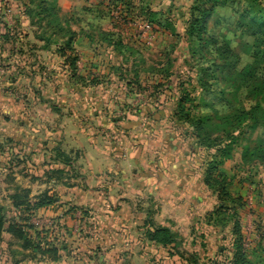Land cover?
Returning <instances> with one entry per match:
<instances>
[{
    "label": "rangeland",
    "instance_id": "obj_1",
    "mask_svg": "<svg viewBox=\"0 0 264 264\" xmlns=\"http://www.w3.org/2000/svg\"><path fill=\"white\" fill-rule=\"evenodd\" d=\"M205 1L213 8L206 18L202 38L213 37L219 42L218 46L229 42L230 48L239 57L234 70L253 65L251 38L246 32L249 29L236 25L237 22L246 24L241 18L246 5L244 0ZM26 2L0 0V205L6 218L13 217L20 221L28 217V222L20 223L25 224L24 230L31 241L41 242V247L43 244L60 249L64 247L65 251L61 249L58 252L60 258H68V253L74 252L82 260V255L95 257L93 253L96 251L98 256L95 257V262L99 259L103 262L105 248L98 250L95 245L88 247L89 236H83L82 240L76 235L65 238L59 232L60 227L54 229L51 226L54 221L58 224V219L67 214L72 221L76 218V229L92 227L83 224L84 217L92 220L87 200L92 201L95 192L99 191L106 203L111 184L116 185L122 179L119 175L111 177L104 173L102 185L87 184L86 180L89 181L94 176L88 170V163L94 155L88 154L86 148L80 149L74 141L77 134L81 133L97 142L95 146L99 154L96 157L112 154L118 162L123 148H128L129 152L135 148L134 152L140 153V160L137 166L130 167L129 170L134 168L144 173L148 170L149 160L156 157L154 153L158 143L152 140L151 134L154 128L163 130L164 122L158 121L163 120L167 111L157 109V112L146 105L147 96L155 93V85L163 84V88L168 87L167 92L175 97L182 90L190 93L194 101L188 105L200 104L194 111L196 115L203 116L208 112L204 108L205 103L222 114L228 111L229 104L243 99L250 106L257 104L259 108L254 115L264 119V115L260 114L261 110L264 111V83L262 80L257 82L255 92H252V88L243 92L239 89L235 93L238 94L236 98H233L232 93L226 92L225 98L219 99L194 88L197 78L203 75L201 69L210 68L209 70L215 71L221 67L220 62L212 65V58L216 56L215 45L198 50L197 41L194 42V37L186 33L190 16L196 14L193 10L197 5L196 0H47V10L52 3L55 5L56 19L49 16L47 20L51 22V26L60 29L55 30L57 36H53V30L38 28L42 22L40 18L44 15L37 16L35 7H27ZM258 3L261 8L264 7V0ZM255 14L257 15L256 12ZM262 26L264 24L259 25ZM45 30L47 31L44 32ZM68 32L74 34V39L71 43L73 50L67 51L66 56L76 57L75 71L64 62V57H60L56 49L57 46H65L69 38ZM100 32L106 33V39H103ZM39 37L43 41H39ZM53 40L59 41L55 46L45 47L46 42ZM227 69L228 67L218 69L221 72L216 70L217 77L224 79L229 73ZM74 72L79 79H72L71 74ZM159 72L163 75L170 74V77L164 79ZM122 104L129 106V109L123 112ZM169 106L170 103L166 104L167 109ZM138 111L141 112L137 114ZM260 123L249 120L240 127L236 133L240 138L232 145V157L221 167L228 176H235L234 182L228 186L229 191L245 201L237 213L241 224L242 245L250 264H264V170L259 163L237 164L241 161L245 148L255 145L258 147L263 142ZM206 131L211 138L216 136L210 126H207ZM55 145H59L67 153L72 152L69 173H78V178L65 177L67 179L63 178L60 182L45 180V171L62 168L55 164L48 151L49 147ZM176 145L181 148L182 153L188 154V148L179 144V141ZM261 149L263 152L264 147ZM41 154L45 155L43 164ZM188 157L195 160V166L201 164L202 160L198 156ZM45 165L48 168L42 172ZM130 171H126L129 179ZM26 190L29 191L28 199L31 203L36 202L41 195L51 198V202L35 211L29 210L27 216L23 207L11 206L12 197L23 196ZM114 194H117V190H114ZM210 195L216 203V196ZM157 198L161 200L160 196ZM103 202L99 212L106 208ZM147 204L149 207L151 205L153 212H157L155 222L175 231L181 248L189 250L193 238L202 234L209 244L208 248L215 239L219 243L224 234L230 239L234 238L230 235V230L206 226L203 218L199 217L189 220L190 223L188 220L172 222L164 217L160 220V205H157L156 200L151 199V203ZM48 207H51L52 212L49 215L46 213ZM77 212L81 214V220L80 217L77 220L75 215L72 216ZM98 215V224L105 226L106 215L102 212ZM141 224L144 226V222L141 221ZM28 225L31 228H27ZM73 225L74 221L67 227L73 228ZM182 227L185 229L182 230ZM192 230L195 235L191 234ZM8 242H11V238L4 235V242L0 244V264L50 262L39 256L34 260L24 258V254L29 253L18 246L9 248ZM230 243L227 240L222 244L228 247ZM91 246H95L94 251H89L93 250ZM151 246L146 251L148 264H165L167 260L163 263L160 261L165 258L164 251H157Z\"/></svg>",
    "mask_w": 264,
    "mask_h": 264
},
{
    "label": "trees",
    "instance_id": "obj_2",
    "mask_svg": "<svg viewBox=\"0 0 264 264\" xmlns=\"http://www.w3.org/2000/svg\"><path fill=\"white\" fill-rule=\"evenodd\" d=\"M25 1V0H24ZM26 6L32 5L35 7V12L37 16H42L40 21L44 24L39 23L38 28L40 30L49 29L53 30V36H57L55 30L58 28L56 26H51V22L47 20L49 16L56 19L55 5L52 3L51 8L47 10L48 6L47 0H26ZM197 5L193 10L196 14L190 16V20L186 26V33L190 37H194V42L197 41L198 50L202 48H210V46H216L214 51L216 56L213 57L215 65L216 62H220L221 67L218 69H224L228 67L229 73L224 79H219L215 71L209 70L210 68L201 69L203 75L199 76L196 81L194 88L204 91L207 94L225 98L226 92H230L233 98H236L238 94H235L239 89L241 92L247 91L252 88V92H255V85L257 82L262 80L264 83V27H259V25L264 24V7L261 8L258 0H244L246 3L243 8L242 19L246 21L244 23L237 22L236 25L240 28L247 27V35L251 38L250 51L251 58L254 62L253 65H247L241 70H234L238 55L230 48L229 42H224L218 46L219 42L213 37L207 39L202 38L204 34V26L206 18L212 11L213 6H208L209 2L205 0H196ZM227 1V0H224ZM238 0H233V2ZM220 2V0H219ZM243 3V4H244ZM215 6V5H214ZM27 7L25 11L27 10ZM261 9V10H259ZM34 12V8L32 10ZM261 13L259 14V12ZM257 13V15L255 14ZM259 15V16H258ZM256 27V28H255ZM57 30L60 31L58 28ZM56 30V31H57ZM45 30L44 32H46ZM103 39H106V33L100 32ZM69 38L65 42V46H57V53L60 57H64V62L67 63L73 71H75V58H70L66 56L67 51H72L71 43L74 39V34L68 32ZM73 34V35H72ZM5 36V35H4ZM59 38V37H58ZM39 41H43V38H38ZM54 41V42H53ZM52 42H46L45 47L50 45H56L59 40H53ZM196 52V51H195ZM194 52V53H195ZM209 52V51H208ZM199 54V52L197 51ZM218 70V71H222ZM161 77L168 79L170 74H162ZM72 79L78 78L79 76L74 73L71 74ZM229 78V80H228ZM107 87L108 88V83ZM163 84H157L154 86V94H150L146 98V105L148 108L158 112H164L166 114L164 119L165 129L169 130L172 134L176 136L177 141L184 145L188 150V155L198 156L202 161L201 164L196 167V169L201 170V185L209 193L216 196V203L213 209L206 213L203 217L204 225L209 227H215L219 229L230 230V235L234 238H228L227 234H224L222 238L219 239V243H225L229 240L231 242L230 246L220 245L218 242L214 244L216 251L213 254H207L208 243L204 239V234L202 236H195L190 244V251L181 248L180 242L177 239V234L171 230L169 227L158 224L155 222V216L157 212L151 210V205L146 206L143 211L145 213L144 218V235L146 240L152 244L157 250H163L165 253V258L160 259V261L167 260L165 264H250L247 259L246 250L243 247V238L240 234L241 224L239 222L237 210L242 208L245 201L241 196H235L232 194L228 186L234 182L235 176H228L225 174L221 167L226 160L232 157V145L236 140L240 138V135L236 133L240 130V127L249 120L259 121L262 128V133L264 135V119L257 117L255 111L259 108L257 104H252L251 106L243 99L237 100L234 104H229L228 111L225 113H218V111L208 104H204V108L208 111L206 114L201 116V114L194 113L198 109L200 104H190L194 101L190 97V93L185 90L179 92L178 96L171 95L167 88H163ZM223 85V86H221ZM264 86V84H263ZM128 87V85H126ZM231 88V89H229ZM126 98L127 92L124 93ZM247 97V96H246ZM246 100V98H245ZM170 103L168 109L166 104ZM128 107V108H127ZM123 112L129 109V106L122 104ZM158 109V110H157ZM150 111V110H149ZM141 111H138L140 113ZM261 115H264V111L261 110ZM151 115V114H150ZM207 126H210L215 135L213 138L210 137V133L206 131ZM152 130V129H151ZM153 131V130H152ZM160 129L154 128L153 139L159 137ZM263 142L251 148L243 151L241 156V161L237 166L243 164H258L264 170V151L262 152L261 147H264ZM261 146V147H260ZM49 153L53 156L55 164H59L62 168H56L47 170L44 172V178L47 182L56 181L60 182L61 179L67 177L69 179L78 178L80 175L78 173H69L71 166V153L62 150L59 145L49 147ZM77 153H75V157ZM41 161H42V156ZM237 166H235L237 168ZM65 178V179H67ZM69 185L68 183H66ZM29 191L26 190L23 196L16 195L12 197L13 202L11 206L15 208L23 207L24 212L28 216V212L35 211L49 202L51 198L46 195H41L36 199V202L31 203L28 199ZM151 203V200H148ZM148 205V204H147ZM22 209V208H21ZM30 210V211H29ZM26 216V217H27ZM27 219H20L22 223L28 222ZM19 220H15L13 217L6 218L3 214L2 206L0 205V244L4 242V235H8L11 238V242H8V247L18 246V248L25 250L24 258H30L34 260L36 256L41 259L48 260L50 262H57L60 259V254L58 253L60 249L57 246H52L50 244H43L41 247V242H33L28 238V233L25 232V224L20 223ZM31 228V226H27ZM192 235H195V231L192 230ZM200 239V241H198ZM46 243V242H45Z\"/></svg>",
    "mask_w": 264,
    "mask_h": 264
},
{
    "label": "crops",
    "instance_id": "obj_3",
    "mask_svg": "<svg viewBox=\"0 0 264 264\" xmlns=\"http://www.w3.org/2000/svg\"><path fill=\"white\" fill-rule=\"evenodd\" d=\"M2 45L4 44L2 43ZM2 45L1 47L5 49V46ZM163 120L161 119L158 122H165ZM152 140H156L158 143L154 153L156 157L152 158L153 160L151 161L149 160L147 172L140 173L134 168L131 171L129 170L130 167L137 166V162L140 160V153L134 152L135 148L131 149V152H129L128 148H123V152L120 153L121 159L118 162L112 154L96 157V154H99L98 148L95 146L97 142L88 139L81 133L77 134L74 141L80 146V149L86 148L88 154L92 153L94 155L91 158V162L88 163V170L95 177H91L89 181L86 180V183H93L94 186L102 185L104 173L109 174L111 177L119 175L122 179L116 185L111 184L106 203L103 202V198L100 196L102 193L99 191L95 192L96 194L93 196L92 201L87 200L90 203L91 212L89 214L92 220H87L84 217L83 224L91 225L92 227L84 226L82 230L80 228L76 229V218L73 220V228L67 227L72 225L73 222L67 214L58 219V224L54 221L51 226L54 229L60 227L59 232L65 235V238L76 235L82 240L83 236H89L88 247L95 245L98 250L105 248L106 256L102 255L103 262L99 259L96 263L95 257L98 256V253L94 251L95 246H91L93 250L89 251H94L95 257L88 255L84 257L82 255L81 260L80 258L78 259L79 256H75L76 253L71 252L68 253L70 255L68 258L61 256L57 262H46L47 264H148L146 251L151 244L146 240L141 221H144L145 213L143 211L146 209L149 199H155L157 205H160L158 218L161 220L164 217V219H169L172 222L188 220V223H190L189 220L192 221L196 217L203 218L208 210L213 209L215 200L211 198L210 193L201 185V170L196 169L195 160L187 157L186 153H182L181 148L176 145V143L178 144L176 136L165 129L164 126L163 130L160 129L159 137ZM82 142L85 144H81ZM41 156L43 164L45 155L41 154ZM47 168L48 166H43L42 172ZM126 171L131 172L130 179L129 177L127 178ZM81 174H83V171ZM72 183L70 182V184ZM117 188H119V191ZM114 190H117V194H114ZM157 196H160L161 200ZM102 202L106 205V208L101 211L106 215L105 226L98 224L100 217L98 214L101 213L98 210L102 206ZM47 209V215L51 214V207ZM57 215H60L59 212H57ZM73 215L77 217V220L81 216L79 212ZM80 220L78 222H81ZM184 229L185 227H182V230ZM211 243V246L207 247L206 255L213 254L216 251L214 244L217 243V239ZM155 250L157 249L155 248ZM185 250L190 251V249ZM63 251H65L64 247Z\"/></svg>",
    "mask_w": 264,
    "mask_h": 264
}]
</instances>
